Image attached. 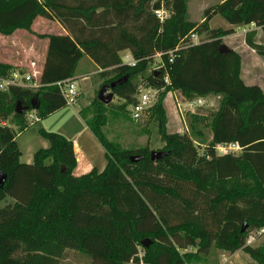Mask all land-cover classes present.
Here are the masks:
<instances>
[{"label":"trees","instance_id":"1","mask_svg":"<svg viewBox=\"0 0 264 264\" xmlns=\"http://www.w3.org/2000/svg\"><path fill=\"white\" fill-rule=\"evenodd\" d=\"M187 1L0 0L1 35L31 31L38 17L57 20L67 32L38 35L47 40L40 87L0 89V169L6 174L0 185V264H62L68 250L86 255L90 264H219L210 261L212 253L237 249L264 264V239L247 242L251 231L264 227V91L242 81L238 52L220 50L234 27L254 24L264 32V0H222L205 9L200 23L188 20ZM161 7L169 12L163 21L154 14ZM214 15L232 28H210ZM192 34L204 38L192 43ZM255 36L247 31L244 43L264 57ZM125 49L134 65L122 62L118 53ZM156 54L160 64L154 69ZM84 56L100 69L99 89L127 76L110 91L129 118L140 85L159 90L148 116L162 142L155 150L168 153L153 160L148 144L124 148L108 139L102 127L112 104L96 92L79 113L105 150L103 170L75 175L72 141L54 133L33 158V165L51 173L52 185L35 183L25 203L7 201L21 153L15 136L29 124L16 103L34 109L37 119L66 105L57 82L72 78ZM15 69L0 57V79ZM169 91L185 98L219 96L218 106L211 114L202 106L187 110V130L169 132L163 102ZM230 142L240 149L218 153V145ZM132 154L140 157L132 161Z\"/></svg>","mask_w":264,"mask_h":264},{"label":"crops","instance_id":"2","mask_svg":"<svg viewBox=\"0 0 264 264\" xmlns=\"http://www.w3.org/2000/svg\"><path fill=\"white\" fill-rule=\"evenodd\" d=\"M250 30L256 31L255 42L264 45V32L254 24H250L243 26V31L241 32L243 34V42L238 43L237 40H234V42L238 44L227 45V47L235 50L241 56L240 77L242 81L246 85H258L264 91V87L258 84L264 81V57L258 56L244 43V34ZM66 33V30L57 20L38 17L31 26V31L17 30L11 35L0 34V57L2 61L21 69L25 68L31 62H35L36 66L41 71L47 40L38 35ZM118 54L123 63L128 64L133 61L131 53L127 49L120 51ZM21 56L24 57L23 60L20 59ZM244 60H246V66L249 71L246 76L243 72ZM99 71L100 69L90 58L84 56L79 60L75 74L71 79L76 82L78 92L82 96L84 95V90L83 87H80L78 84L77 79L81 78L82 80H87L88 77L92 75H98ZM172 95V92L166 94L163 100L164 106L167 98L169 101L171 100V103L173 102ZM82 96H80L81 99H79L81 103L83 102L82 99H84ZM173 107L175 110V106ZM36 120L40 125L38 129L39 132L40 129H43L47 134L43 135L40 132L44 137L37 135L35 129L31 127L30 122L23 130L16 133L15 141L21 153L19 156V164L14 169L10 184L7 188L10 197L9 201H20L25 203L28 201L35 183L43 186L52 184L51 173L44 169V167L33 165V158L37 149L46 148L50 145L51 137L54 133L62 134L72 141L74 146L73 151L77 161L76 168L74 169L75 175L87 172L93 167L98 171L103 170L105 167V150L90 130L85 118L79 113L78 105L66 104L50 113L48 116ZM184 126L182 125L183 128H185ZM179 132L182 131L179 130ZM25 155L27 156V160L23 161L22 158H24ZM25 197H27V200L24 201L23 199ZM249 243L252 244V242ZM217 262L219 264H258L242 249H237L233 252L222 251L219 254Z\"/></svg>","mask_w":264,"mask_h":264},{"label":"rangeland","instance_id":"3","mask_svg":"<svg viewBox=\"0 0 264 264\" xmlns=\"http://www.w3.org/2000/svg\"><path fill=\"white\" fill-rule=\"evenodd\" d=\"M221 1L222 0H188L187 1L188 20H190L191 22H201L204 16L205 9H207L208 7L214 6L220 3ZM209 27L213 29L232 28V26L229 23H227L219 15H214L212 17V19L209 21ZM234 30L235 32L233 34H230L229 36H225L222 38V42L224 45L226 46L227 45H237L239 42L240 43L243 42V34L241 33L243 31V26L238 27V28L234 27ZM196 38H197L196 39L197 41H200L204 38V35H197ZM191 40L195 41V38L194 39L191 38ZM234 40H237L238 43L236 44ZM20 59L23 60L24 57L21 56ZM154 59L155 60H154V63L152 64V68L155 69L160 64V60L157 57H155ZM18 69H21V68H18ZM243 72L245 76L249 73L247 66H246V60L243 61ZM77 82L80 85V87H83V90H84V95L82 96L81 94H79L78 96V99H77L78 108L89 106L92 99L96 96V92H98L99 86L102 83V80L99 78L98 75H92L88 77L87 80H82L81 78H78ZM258 84L264 87V81ZM108 92H111V91L108 90ZM80 96L84 98L82 99L83 101L82 103L79 101V99H81ZM211 98L212 100H210V102L200 105L202 106L203 109H206L209 114L213 113L218 106V97L211 96ZM108 103L112 104L110 106L111 111L110 110L107 111L108 120H107V123L103 125L102 127V130L108 139L117 142L124 148L138 147L141 145L148 144L149 147L156 149L162 145L159 135L156 133V125L154 122H152L149 119L148 111L145 112L139 120L135 121L128 117L125 109L117 108V105L122 104V100L118 99L116 96H114V94H113L111 101ZM173 106H174L173 102L171 103V100L169 101L167 98V100L165 101V110H166V115H167L166 129L169 132L179 131V130L182 132H185L186 128L182 127V125L184 126L183 119L178 116V112L176 113V110H174ZM85 116L87 118L91 117V111L85 112ZM27 120H28V117H27ZM29 122H30L31 127L35 129V132L37 133V135H39L40 137H44L43 135L40 134L38 130L40 127L39 122L37 120H30V119H29ZM206 130L208 131L207 127H206ZM199 151L202 152L203 148L200 147ZM22 160L23 161L27 160V156L25 155L24 158H22ZM6 200L7 201L10 200L9 195H7ZM23 200L24 201L27 200V197H25ZM257 237H255L254 240L251 241L252 244L259 243L260 241H262L264 239V233L257 234ZM221 252H222L221 250H216L214 253H212V255L210 256V261H215V260L217 261L219 254ZM61 263L62 264H90V259L84 254L78 253L74 250H68L67 255L61 259ZM139 263H143V262H138V263L132 262L131 264H139ZM143 264H146V263H143Z\"/></svg>","mask_w":264,"mask_h":264},{"label":"built area","instance_id":"4","mask_svg":"<svg viewBox=\"0 0 264 264\" xmlns=\"http://www.w3.org/2000/svg\"><path fill=\"white\" fill-rule=\"evenodd\" d=\"M154 14L156 17L163 21L166 18L169 17V12L164 9L163 7L154 10ZM196 34L190 35L191 38H195V41H192V43H197L196 40ZM176 50V49H175ZM169 62H172L173 58V51L169 53ZM156 57H160V54H156ZM129 65H134L135 61L128 63ZM40 74V70L36 66L35 62H31L23 69H15L11 75L5 79H0V89L6 90L10 86H19L24 88H30V89H37L41 86V84L38 82V76ZM165 82L169 83V80L167 76L165 77ZM57 86L59 87V90L65 98V102L68 105H78L77 99L79 96L77 84L73 79H66L64 81L57 82ZM172 92V100L173 104L175 106L176 112H178V116L183 119L184 127L186 128V121H185V112L187 110H194L195 107L200 106L202 104H205L207 102H210L212 100L211 96H194L192 98H185L184 96H181L176 91H169ZM159 90L151 87H144L143 85L139 86L138 92H137V100L129 105V115L131 119L137 121L139 120L142 115L148 111L149 107H151L154 102L157 99ZM168 93V92H167ZM180 95V97H179ZM26 117L30 120H36L37 116L35 113V110H26ZM74 148V146H73ZM240 146L237 142H230L227 144H220L217 146L218 153H225L230 151H236L239 150ZM264 232V227L252 231L247 238V242H251L254 240L257 234H262Z\"/></svg>","mask_w":264,"mask_h":264},{"label":"water","instance_id":"5","mask_svg":"<svg viewBox=\"0 0 264 264\" xmlns=\"http://www.w3.org/2000/svg\"><path fill=\"white\" fill-rule=\"evenodd\" d=\"M220 50L222 52H225L228 50V47L226 45H222L220 47ZM127 80V76H123L109 84H104L100 87L98 94H97V98L102 101L103 103H108L111 101L112 97H113V93L112 92H108V90H111L113 87L120 85L121 83L125 82ZM30 106L35 108L36 107V100L34 98H32L30 100ZM28 109V105H24L22 103H20L19 101L16 103V107H15V111L18 113H22L24 111H26ZM168 151L167 150H151L150 151V158L155 160L160 158L162 155L167 154ZM140 157V155L137 154H132L130 156V159L132 161L137 160ZM6 180V174L4 172H2V170L0 169V185H2ZM149 243V240L147 238H144L141 240V244L146 246Z\"/></svg>","mask_w":264,"mask_h":264}]
</instances>
